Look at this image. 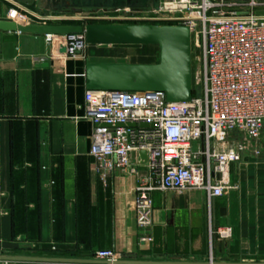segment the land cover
<instances>
[{"label":"crops","instance_id":"crops-1","mask_svg":"<svg viewBox=\"0 0 264 264\" xmlns=\"http://www.w3.org/2000/svg\"><path fill=\"white\" fill-rule=\"evenodd\" d=\"M134 1L0 0V19L15 8L21 21L34 23L36 15L48 19L42 23H146L128 17L126 11L142 16ZM118 46L124 45H88L70 58L44 35L2 33L0 255L93 259L94 251L110 249L126 260L264 263V134L231 166L237 189L227 195L209 202L201 190L153 192L152 240L141 241L138 178L100 167L90 154L93 125L84 110L86 63H125L113 60ZM207 215L215 230L231 227L233 237L210 241Z\"/></svg>","mask_w":264,"mask_h":264},{"label":"built area","instance_id":"built-area-1","mask_svg":"<svg viewBox=\"0 0 264 264\" xmlns=\"http://www.w3.org/2000/svg\"><path fill=\"white\" fill-rule=\"evenodd\" d=\"M264 0H159L146 15L132 20L185 25L200 56L192 69L193 97L169 102L161 91H93L85 94V118L93 125L90 154L100 167L123 169L138 178L134 208L141 241L152 240V193L192 190L208 201L237 189L231 166L241 161L250 140L264 134ZM15 8L10 19L21 21ZM20 19V20H19ZM38 23L47 18L36 15ZM45 41L77 58L89 45L84 34H47ZM142 123L152 126L142 127ZM134 124V126H130ZM122 125V126H119ZM242 135L234 138L233 134ZM235 136V135H234ZM233 137V138H232ZM147 153V160L141 152ZM145 174L139 173V168ZM221 240L231 227L210 228ZM93 259L118 261L113 250H97ZM213 263V259L210 260Z\"/></svg>","mask_w":264,"mask_h":264},{"label":"water","instance_id":"water-1","mask_svg":"<svg viewBox=\"0 0 264 264\" xmlns=\"http://www.w3.org/2000/svg\"><path fill=\"white\" fill-rule=\"evenodd\" d=\"M259 14L264 15V11ZM3 32L34 35L84 34L89 45H156L159 46L157 63L87 62L85 81L88 90L100 91H161L169 102L190 101L193 97V50L191 30L185 25L152 23H18L0 19V48ZM122 126V125H119ZM130 126H134L131 124ZM142 127L151 124L142 123ZM141 157L147 160V153ZM0 262H28L40 264H264L216 262H160L120 259L115 262L96 259L0 255Z\"/></svg>","mask_w":264,"mask_h":264},{"label":"rangeland","instance_id":"rangeland-1","mask_svg":"<svg viewBox=\"0 0 264 264\" xmlns=\"http://www.w3.org/2000/svg\"><path fill=\"white\" fill-rule=\"evenodd\" d=\"M135 7H133L137 13L140 15H146L150 11L156 9L159 6V0H136L134 1ZM133 8H130L131 10H134ZM134 10V11H135ZM116 53L113 57V60L116 61H123L126 63H141V62H155L157 63L159 61V46L156 45H124V46H118L116 47ZM193 50L195 52V43H193ZM195 54V53H194ZM197 67V62L195 59L193 60V69L195 70ZM237 136L236 138L241 139L242 135L233 134ZM233 138V137H232ZM235 138V137H234ZM207 235L210 240V228L215 230L214 225L211 223L210 216L207 215ZM215 238V235L213 236V239ZM25 256H44V257H60L58 255L54 254H29Z\"/></svg>","mask_w":264,"mask_h":264},{"label":"trees","instance_id":"trees-1","mask_svg":"<svg viewBox=\"0 0 264 264\" xmlns=\"http://www.w3.org/2000/svg\"><path fill=\"white\" fill-rule=\"evenodd\" d=\"M49 23H51V21ZM124 23H144V22H124ZM146 23H152V22H146ZM63 24L79 25V24H83V23L80 21H65V22L63 21ZM152 24H158V23H152ZM162 25H165V24H162Z\"/></svg>","mask_w":264,"mask_h":264}]
</instances>
